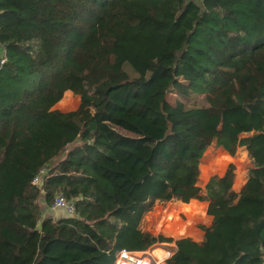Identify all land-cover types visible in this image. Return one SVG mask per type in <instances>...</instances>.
<instances>
[{"label":"trees","instance_id":"trees-1","mask_svg":"<svg viewBox=\"0 0 264 264\" xmlns=\"http://www.w3.org/2000/svg\"><path fill=\"white\" fill-rule=\"evenodd\" d=\"M0 45V264H113L164 241L162 264H264V0H0ZM67 90L78 106L54 108ZM211 143L246 149L249 187L230 167L198 184ZM58 193L73 212L43 216ZM194 198L200 240L143 227L155 202Z\"/></svg>","mask_w":264,"mask_h":264},{"label":"rangeland","instance_id":"rangeland-1","mask_svg":"<svg viewBox=\"0 0 264 264\" xmlns=\"http://www.w3.org/2000/svg\"><path fill=\"white\" fill-rule=\"evenodd\" d=\"M177 97H179V94L175 91H169L166 94V99L169 102H175ZM180 99L186 107L197 106L204 103L203 99L194 93H191L188 97L181 96ZM78 104L79 95L67 90L53 107L65 111L75 109ZM250 166L251 160L244 147L239 146L235 149L233 154H230L222 147L211 143L200 158L198 184L204 186L208 178L213 175L214 172L221 175L230 167L232 170L231 188L238 194L251 184V177L247 175V169ZM192 200L197 202L192 209H185L184 202L180 201H166L153 204V207L144 216L143 227L154 234L162 233L170 236L173 240L181 236H190L194 239L193 234H197V232L202 230L199 224H210L211 215L206 213L208 201L194 198L187 201V203H191ZM183 226L186 227L185 233L178 230ZM173 246V241H164L156 242L147 247V249H154L155 253L160 251L159 248L171 252Z\"/></svg>","mask_w":264,"mask_h":264},{"label":"built area","instance_id":"built-area-1","mask_svg":"<svg viewBox=\"0 0 264 264\" xmlns=\"http://www.w3.org/2000/svg\"><path fill=\"white\" fill-rule=\"evenodd\" d=\"M4 57H0V69L4 63ZM46 169L41 167L40 170L35 173L31 179V184L38 185L42 181V176ZM52 207H64L68 214L73 212V203L71 200H67L62 193L55 195ZM160 249V248H159ZM171 254L169 250H165L164 258L161 259L154 249L148 250L147 248L142 250L129 249L122 247L116 252V257L113 264H162L163 261Z\"/></svg>","mask_w":264,"mask_h":264},{"label":"crops","instance_id":"crops-1","mask_svg":"<svg viewBox=\"0 0 264 264\" xmlns=\"http://www.w3.org/2000/svg\"><path fill=\"white\" fill-rule=\"evenodd\" d=\"M1 52H2V47L0 45V53ZM214 173L217 174V172H214ZM200 186L203 187V185H200ZM174 201H179V200H174ZM203 201H206V200H203ZM180 202H182V201H180ZM156 203H158V202H155V204ZM42 208H43V211H42L43 216L47 215V216H51L52 218H57V217L67 215L64 207H52L51 205H46V204L43 205L42 204ZM193 236H194L195 240H200L202 237V230L197 232V234H193Z\"/></svg>","mask_w":264,"mask_h":264},{"label":"water","instance_id":"water-1","mask_svg":"<svg viewBox=\"0 0 264 264\" xmlns=\"http://www.w3.org/2000/svg\"><path fill=\"white\" fill-rule=\"evenodd\" d=\"M90 142H92V141H90ZM220 147H221V146H220ZM214 174H215V173H214ZM37 227H38V228H40V222H38V225H37Z\"/></svg>","mask_w":264,"mask_h":264}]
</instances>
